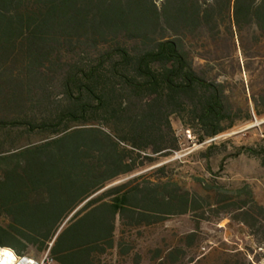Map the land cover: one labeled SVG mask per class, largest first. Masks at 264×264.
Returning a JSON list of instances; mask_svg holds the SVG:
<instances>
[{"label":"trees","instance_id":"obj_1","mask_svg":"<svg viewBox=\"0 0 264 264\" xmlns=\"http://www.w3.org/2000/svg\"><path fill=\"white\" fill-rule=\"evenodd\" d=\"M223 13L242 55L247 30L262 46L264 0H0L1 250L109 264L128 254L120 229L187 213V196L136 180L91 198L135 173L149 151H178L173 116L198 144L232 130L237 112L264 117V92L242 84L244 102L234 105L227 82L197 66L184 40L215 33ZM120 33L139 43L113 39L99 50ZM82 47L96 58L51 76L52 57Z\"/></svg>","mask_w":264,"mask_h":264},{"label":"rangeland","instance_id":"obj_2","mask_svg":"<svg viewBox=\"0 0 264 264\" xmlns=\"http://www.w3.org/2000/svg\"><path fill=\"white\" fill-rule=\"evenodd\" d=\"M143 1L158 8L164 2ZM217 26L215 33L203 32L184 40L197 58V66L205 67L209 77L227 82L231 102L240 105L245 98L242 84L253 86L256 93L264 92V43L256 47L253 32L247 30L245 57L237 38L230 36L226 13L217 19ZM160 37L159 32L152 38ZM113 39L130 47L139 43L138 36L120 33L101 41L99 50ZM233 44L237 49L234 53ZM95 58L94 51L88 53L85 47L70 54L61 52L51 58L57 65L49 73L60 78L72 67ZM237 114L240 121L232 130L204 144H198L173 116L179 150L158 155L149 151L151 160L141 156L135 173L107 185L104 191L134 180L148 182L162 190H176L191 201L185 215L165 214L155 217L152 225L120 229L117 239L122 238L128 254L120 256L116 251L109 264H244L245 260L264 264V117L253 115L252 121H246L244 110ZM45 257L32 252L29 258L41 262Z\"/></svg>","mask_w":264,"mask_h":264},{"label":"bare ground","instance_id":"obj_3","mask_svg":"<svg viewBox=\"0 0 264 264\" xmlns=\"http://www.w3.org/2000/svg\"><path fill=\"white\" fill-rule=\"evenodd\" d=\"M17 257L9 250L0 251V264H15Z\"/></svg>","mask_w":264,"mask_h":264},{"label":"built area","instance_id":"obj_4","mask_svg":"<svg viewBox=\"0 0 264 264\" xmlns=\"http://www.w3.org/2000/svg\"><path fill=\"white\" fill-rule=\"evenodd\" d=\"M17 257L18 262H15V264H53L48 258L47 256L45 257L44 260H42L41 262L36 261L34 259H31L29 257Z\"/></svg>","mask_w":264,"mask_h":264},{"label":"crops","instance_id":"obj_5","mask_svg":"<svg viewBox=\"0 0 264 264\" xmlns=\"http://www.w3.org/2000/svg\"><path fill=\"white\" fill-rule=\"evenodd\" d=\"M102 192H104V190L103 191H101L100 193H98L97 195H95L94 197H92L91 199H93V198H95L96 196H98L99 194H101ZM90 199V200H91ZM89 200V201H90ZM85 204H83L80 208H78L69 218H72L83 206H84ZM69 220V219H68ZM67 220V221H68Z\"/></svg>","mask_w":264,"mask_h":264},{"label":"water","instance_id":"obj_6","mask_svg":"<svg viewBox=\"0 0 264 264\" xmlns=\"http://www.w3.org/2000/svg\"><path fill=\"white\" fill-rule=\"evenodd\" d=\"M70 219H71V218H69V220H70ZM69 220H68V221H69ZM68 221H67V222H68ZM67 222H66V223H67ZM66 223H65V224L63 225V227L59 230L57 236L61 233V231H62V229L64 228V226L66 225ZM57 236H56V238H57Z\"/></svg>","mask_w":264,"mask_h":264}]
</instances>
